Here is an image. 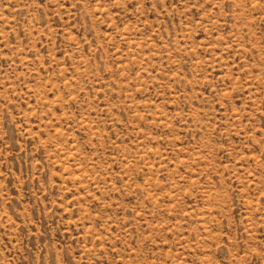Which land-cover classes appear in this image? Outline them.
Listing matches in <instances>:
<instances>
[{
	"label": "rangeland",
	"instance_id": "rangeland-1",
	"mask_svg": "<svg viewBox=\"0 0 264 264\" xmlns=\"http://www.w3.org/2000/svg\"><path fill=\"white\" fill-rule=\"evenodd\" d=\"M0 264H264V0H0Z\"/></svg>",
	"mask_w": 264,
	"mask_h": 264
}]
</instances>
